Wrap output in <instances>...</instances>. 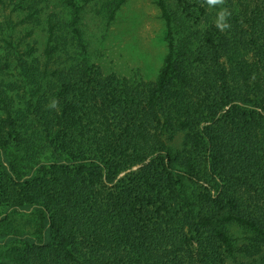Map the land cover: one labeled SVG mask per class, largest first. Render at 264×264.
<instances>
[{
    "label": "trees",
    "instance_id": "16d2710c",
    "mask_svg": "<svg viewBox=\"0 0 264 264\" xmlns=\"http://www.w3.org/2000/svg\"><path fill=\"white\" fill-rule=\"evenodd\" d=\"M195 1L156 0L155 83L91 63L79 0L78 64L53 25L44 71L6 56L25 80L0 82V206L36 225L1 219L0 264H264V0H224L201 29Z\"/></svg>",
    "mask_w": 264,
    "mask_h": 264
},
{
    "label": "rangeland",
    "instance_id": "374dc122",
    "mask_svg": "<svg viewBox=\"0 0 264 264\" xmlns=\"http://www.w3.org/2000/svg\"><path fill=\"white\" fill-rule=\"evenodd\" d=\"M28 1L30 6L26 3ZM119 1L79 0L82 6L79 27L88 43V57L105 75L136 78L143 84L155 83L168 53L167 27L156 0H126L112 16ZM168 2L175 10L177 0ZM196 3L199 4L198 1ZM200 3L208 11L198 22V29L224 12V0H200ZM70 18L65 0H0V82L21 87L25 80V74L7 61V55H19L32 61L34 66H29V69L44 71V49L51 25L58 38L57 57L59 54L66 59L73 57L68 60L69 65L78 64L82 56L69 32ZM191 24L195 25V22ZM61 60L58 58L56 61L59 63ZM58 63L51 66V72L63 67H58ZM17 92L13 95L16 96ZM22 92L17 99H22ZM31 213L11 215L0 206V225L5 217L3 222L12 224L14 228L31 231L36 225L35 215ZM0 242H3L1 237Z\"/></svg>",
    "mask_w": 264,
    "mask_h": 264
}]
</instances>
